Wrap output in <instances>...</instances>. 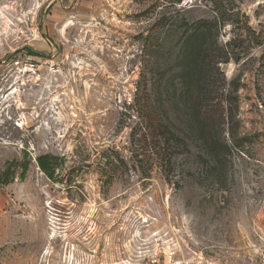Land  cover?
Masks as SVG:
<instances>
[{
	"label": "rangeland",
	"instance_id": "1",
	"mask_svg": "<svg viewBox=\"0 0 264 264\" xmlns=\"http://www.w3.org/2000/svg\"><path fill=\"white\" fill-rule=\"evenodd\" d=\"M199 19L229 57L209 135L179 74ZM0 264H264V0H0Z\"/></svg>",
	"mask_w": 264,
	"mask_h": 264
},
{
	"label": "trees",
	"instance_id": "2",
	"mask_svg": "<svg viewBox=\"0 0 264 264\" xmlns=\"http://www.w3.org/2000/svg\"><path fill=\"white\" fill-rule=\"evenodd\" d=\"M182 0H172V2L180 3ZM215 23L206 19H199L188 23L184 21L180 27L182 28L179 36L180 48L178 51L179 74L183 83L187 86L186 93L182 95L190 99L192 103L190 106L189 115L193 121L197 122L196 128L203 135H209L214 118L215 108L210 109L206 103H202L200 95L206 88L202 85L208 83L209 78V64L214 58L219 57V53H215L217 47L216 34L212 31L216 30ZM164 26L165 20L158 23V26ZM151 34L147 39L152 40ZM213 45V46H212ZM36 55V53H29ZM222 59L223 62L228 60L225 55ZM194 80V81H193ZM196 86H192V83ZM196 83V84H195ZM206 99V98H205ZM148 127L152 132H159L158 135L163 138V145L160 147L159 152H165L168 145L172 146L173 140H179V136L165 123L163 118L159 117L150 105H146ZM212 112V113H211ZM217 120V118H215ZM166 144V147H165ZM159 147V146H158ZM159 149V148H158ZM57 158L51 155H42L36 159L37 165L44 172L48 178H52Z\"/></svg>",
	"mask_w": 264,
	"mask_h": 264
}]
</instances>
